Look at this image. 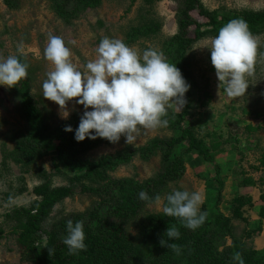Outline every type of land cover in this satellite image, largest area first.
<instances>
[{
	"label": "rangeland",
	"instance_id": "374dc122",
	"mask_svg": "<svg viewBox=\"0 0 264 264\" xmlns=\"http://www.w3.org/2000/svg\"><path fill=\"white\" fill-rule=\"evenodd\" d=\"M200 2L210 12H233L232 15H239L246 11H264V0ZM180 11L181 5L172 0L151 5H145L140 0H102L97 8L87 9L65 22L52 10L50 0H17L12 8L4 0H0V57L18 55L29 65L28 75L24 79L29 85V103L47 117L48 124L55 127L66 120L61 116L62 111H68L71 116L83 114L84 109L76 103L78 98L68 101L62 110L55 102L42 95V83L46 79V73L52 70L51 63L44 58L50 34L63 38L65 45L71 50L72 63L83 72L86 70V63L95 59L96 48L103 37L124 41V34L129 27L140 26L142 21L148 20L156 25L154 33L140 37L128 46L141 54L147 48H154L162 52L167 60L164 44L178 32ZM191 16L196 22L204 23L196 11ZM187 34L193 38L194 28L190 27ZM213 37L215 36L208 35L196 41L187 53L194 84L188 121L195 127L198 137L204 138L208 145H218L214 153L219 177L223 181L220 209L226 216H230L226 208L238 190L237 183L243 178H249L254 183L252 187L239 188V195L250 196L252 203L242 209L243 217L248 223L234 220L232 234L247 248L259 251L264 248V219L259 217V210L264 208V34L253 36L257 42L256 61L251 74L246 76L249 84L246 93L238 98L226 95L211 64L210 50L207 47H210ZM20 44L24 48L22 56L17 53ZM179 107L170 102L167 108L175 110ZM28 129L20 101L10 93V88L0 86V264H29L21 259L16 243L18 233H12L11 226L14 222L6 218V215L16 209L29 207L37 199L32 190L43 183L45 176L42 174L47 176L52 187L69 185V173L63 168L60 173L55 171L56 161L52 160L55 157L54 145L46 155L28 164L11 158L21 134ZM172 135V131L166 127L141 128L132 145L126 144L123 136L112 145L97 147L88 156L95 159L113 154L126 146L142 147L151 139H166ZM196 158L194 155L192 159H187L182 178L165 183L159 203L154 201L145 204L139 218L145 214L162 212L167 194L174 189L199 192L202 195L200 210L208 212L217 194L215 187L207 185V180L214 178V169L209 164L199 163ZM160 170V155L147 160L135 155L130 163L108 173L114 180L133 178L144 182L156 177ZM74 186L73 196L54 207L47 224L66 215L83 212L94 200L97 201L88 193L81 192L78 185ZM260 222L262 231L258 233L255 228ZM128 232L135 243V226L129 227ZM227 243H230V239H227Z\"/></svg>",
	"mask_w": 264,
	"mask_h": 264
},
{
	"label": "trees",
	"instance_id": "16d2710c",
	"mask_svg": "<svg viewBox=\"0 0 264 264\" xmlns=\"http://www.w3.org/2000/svg\"><path fill=\"white\" fill-rule=\"evenodd\" d=\"M151 5L163 0H140ZM181 5L178 17V32L165 42L167 62L176 64L186 82L190 85L185 93V104L178 109L167 108L166 126L173 135L166 139H151L144 146L134 148L126 146L113 154L102 155L92 159L88 153L101 145H112L104 138L95 140L85 138L82 142L74 139V131L66 132L64 127L71 125L75 130L82 114H73L57 126L48 124L47 117L34 109L29 101V85L22 79L10 88V93L22 105V112L29 129L21 134L11 157L14 161L30 163L46 155L55 146L54 168L57 173L64 169L69 173V185L52 187L50 180L44 175L43 183L33 188L37 197L27 208H19L9 212L14 225L12 233H18L16 243L21 259L29 264H236L233 256L239 253L244 264H264V248L255 251L234 238L232 231L234 220L245 221L242 209L252 203L250 196H240L239 188H249L254 184L251 179L243 178L237 183L238 190L228 203L226 216L220 209L223 181L219 177L216 165L215 148L208 145L204 138L195 133V127L189 124L191 102L193 96L192 73L190 71L188 51L192 45L208 36H216L218 30L228 21L243 19L252 36L264 34L263 12L223 13L206 10L200 0H172ZM9 7H14L17 0H4ZM52 10L65 22L77 17L87 9L97 8L102 0H50ZM196 11L204 20L200 24L191 13ZM241 15V16H240ZM194 28L193 38L188 29ZM156 25L142 21V25L129 27L124 42L129 45L137 39L154 33ZM23 62V60L21 59ZM123 137V136H121ZM135 155L143 160L160 155L161 170L152 179L139 182L133 178L111 179L108 172L130 163ZM196 156L201 164H209L214 169V178L207 180V185L215 187L217 194L214 203L210 204L205 222L196 230L185 228L179 218L165 216L162 212L145 214L139 218L143 206L153 203L156 196L163 192L167 182L178 181L185 171V162ZM194 159V158H193ZM264 164V161L262 160ZM217 173V176L215 177ZM207 178L206 175L203 176ZM74 185H78L83 193L95 197L93 204L83 212L69 214L50 224L47 221L57 204L70 198L75 193ZM147 193V200H140L139 193ZM170 193V192H169ZM166 203L164 200L163 206ZM11 213V214H10ZM259 217L264 219V208L259 210ZM68 220L81 221L84 226L86 249L77 254L69 253L63 244L66 237ZM258 223V222H257ZM47 224V225H46ZM46 225V226H45ZM135 226L136 238L132 242L128 229ZM175 226L180 231L177 240H169L180 249L179 254L166 245H161L168 227ZM262 231L261 222L255 231ZM253 231V232H255ZM248 232L246 233L247 236ZM230 239V243H227Z\"/></svg>",
	"mask_w": 264,
	"mask_h": 264
},
{
	"label": "clouds",
	"instance_id": "9594fccd",
	"mask_svg": "<svg viewBox=\"0 0 264 264\" xmlns=\"http://www.w3.org/2000/svg\"><path fill=\"white\" fill-rule=\"evenodd\" d=\"M210 60L220 85L228 97L245 95L249 84L246 76L251 74L257 54V42L243 19L234 18L224 24L218 34L211 38ZM20 56L23 45L17 47ZM71 50L62 37L49 35L44 49V58L52 65L42 83V95L55 102L62 110L68 101L76 99L83 106V114L75 130L66 125L64 131L73 132L74 139H107L116 143L121 136L132 145L140 129L166 127L167 107L170 102L179 106L185 104V93L190 85L186 82L176 64H170L162 52L147 48L142 54L129 47L124 41L103 37L96 48V57L80 71L71 61ZM29 65L18 55L0 57V86L14 87L28 75ZM219 85V86H220ZM91 109V110H89ZM64 119L69 112H61ZM140 200H147V193L141 191ZM160 197L155 201L159 203ZM202 195L199 192L174 189L167 194L162 208L168 217L179 218L180 223L190 230H196L206 220L207 213L200 210ZM67 235L63 244L69 253L77 254L86 249L84 226L81 221L66 223ZM167 239L160 241L173 252L180 249L169 240H177L180 231L168 227ZM236 264H244L239 253L233 256Z\"/></svg>",
	"mask_w": 264,
	"mask_h": 264
}]
</instances>
